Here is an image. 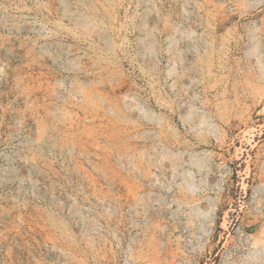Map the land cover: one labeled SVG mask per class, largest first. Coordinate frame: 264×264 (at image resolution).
<instances>
[{"label": "rangeland", "instance_id": "rangeland-1", "mask_svg": "<svg viewBox=\"0 0 264 264\" xmlns=\"http://www.w3.org/2000/svg\"><path fill=\"white\" fill-rule=\"evenodd\" d=\"M0 264H264V0H0Z\"/></svg>", "mask_w": 264, "mask_h": 264}]
</instances>
